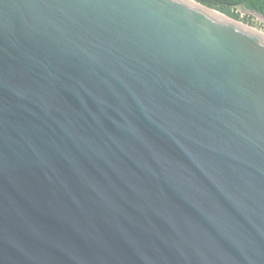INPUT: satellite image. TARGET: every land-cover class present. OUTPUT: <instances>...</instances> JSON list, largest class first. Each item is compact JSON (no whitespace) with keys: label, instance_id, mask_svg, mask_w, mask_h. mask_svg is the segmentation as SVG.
<instances>
[{"label":"water","instance_id":"95a60500","mask_svg":"<svg viewBox=\"0 0 264 264\" xmlns=\"http://www.w3.org/2000/svg\"><path fill=\"white\" fill-rule=\"evenodd\" d=\"M0 264H264V32L0 0Z\"/></svg>","mask_w":264,"mask_h":264},{"label":"trees","instance_id":"16d2710c","mask_svg":"<svg viewBox=\"0 0 264 264\" xmlns=\"http://www.w3.org/2000/svg\"><path fill=\"white\" fill-rule=\"evenodd\" d=\"M203 4H206L212 8H216L218 11L233 17L238 20L245 21L253 24V20H258L252 14H245L241 17L242 9L253 10L264 14V0H197ZM258 22L264 27V22L258 20Z\"/></svg>","mask_w":264,"mask_h":264},{"label":"rangeland","instance_id":"374dc122","mask_svg":"<svg viewBox=\"0 0 264 264\" xmlns=\"http://www.w3.org/2000/svg\"><path fill=\"white\" fill-rule=\"evenodd\" d=\"M245 14L246 13H241V17H244L245 16ZM240 21H242V20H240ZM243 23H245V24H247V25H250V26H252V27H254V28H256V29H258V30H260V31H262V32H264V27L258 22V20H253V24H250V23H247V22H245V21H242Z\"/></svg>","mask_w":264,"mask_h":264},{"label":"bare ground","instance_id":"6f19581e","mask_svg":"<svg viewBox=\"0 0 264 264\" xmlns=\"http://www.w3.org/2000/svg\"><path fill=\"white\" fill-rule=\"evenodd\" d=\"M216 9V8H215Z\"/></svg>","mask_w":264,"mask_h":264}]
</instances>
